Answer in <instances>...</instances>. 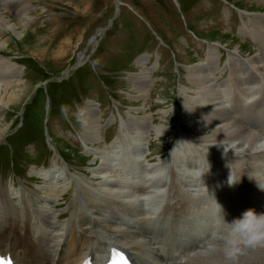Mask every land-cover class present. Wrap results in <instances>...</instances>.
<instances>
[{"label": "bare ground", "instance_id": "1", "mask_svg": "<svg viewBox=\"0 0 264 264\" xmlns=\"http://www.w3.org/2000/svg\"><path fill=\"white\" fill-rule=\"evenodd\" d=\"M28 3L27 0H0V36L7 31L17 37L20 35L17 23H28L31 19L27 12L32 5ZM115 3L117 13L119 0H115ZM241 21L239 31L254 41L255 55L242 57L239 48H236V52L228 51L226 59L222 61L217 45L208 44L202 61L185 66L187 84L186 87L180 84V89L183 95L185 89L192 94L188 92L180 104L187 117L178 119L180 123L192 122L189 127L192 133L207 130V134L194 136L180 130L165 158L157 162L152 159L147 161L142 141L145 136H164L167 131L164 124H155L151 116H146L147 113H121L119 108L118 116L112 115L103 122L102 110L95 108L92 101L86 102L87 105L81 108L83 124L76 130V137L87 152H93L91 154L100 160L91 168L92 178L87 177L90 172H71L66 166L58 171L55 167L58 160L55 163L53 158L51 163H55L54 166L34 171L44 179V185L40 188H27L24 184L17 186L10 182L15 189L11 193L8 186L0 183V246L16 244L29 255L31 264H78L88 255L95 261H102L110 246L122 247L136 259L138 254L144 256L145 264H171V261L165 263L162 257L157 258L160 246L146 230V225L152 224V219L146 216L143 203L152 209L159 206L166 208V216L172 217L173 223L178 224L179 220L184 219L182 217L184 211L188 210L189 202L195 200V189L188 187L210 190L213 186L210 187L209 183L203 185L198 178L201 170H206L204 164L208 170L203 175L211 174V181L221 177L212 176L215 170L224 175L223 171L226 174L238 169L241 176L248 177L247 174L251 173L258 176L256 171L263 169L264 152L260 149L264 148V124H252L260 130V138L258 133L251 130L247 120L241 118L240 114L244 111L240 109L236 112L230 108L241 98L249 100L257 93L264 112V16L247 17L245 20L241 17ZM102 32L101 29L96 31L89 40L90 45L96 42L95 36ZM6 43V39L0 41V45ZM84 57L80 55L78 62H84ZM148 57H139L137 66L141 67L140 71L127 78L132 91L138 93L135 96L143 98L145 102L151 91V72L157 67V62L151 67L147 66ZM21 69L0 54V118L3 113L1 107L18 94ZM166 113L162 111L161 116ZM117 121L115 136L101 147L100 142L105 141L102 131L105 125ZM180 128L184 130L181 125ZM2 131L0 127V137ZM89 143L93 144L92 147ZM230 152L235 156H231ZM134 168L137 169L136 173ZM67 191L70 192L68 197ZM66 197L68 216L61 220L63 216L56 211L58 205L55 202L67 200ZM150 198L155 201L147 203ZM201 205H204L203 201L193 210L194 218L190 224H185L179 235L177 232L173 234L177 243L173 242L176 245L169 259L179 260L177 264H222L221 254H204L202 250L212 234L209 233V221L202 219ZM195 215L200 217L195 219ZM239 264H264V249L250 250L239 258Z\"/></svg>", "mask_w": 264, "mask_h": 264}, {"label": "rangeland", "instance_id": "2", "mask_svg": "<svg viewBox=\"0 0 264 264\" xmlns=\"http://www.w3.org/2000/svg\"><path fill=\"white\" fill-rule=\"evenodd\" d=\"M27 1L32 5L27 12L31 19L28 23H17L20 35L17 37L7 31L0 36V41H7L0 45V54L22 68L18 94L8 106L1 107L0 118L3 128L0 183L8 186L11 193L15 189L10 182L17 186L24 184L27 188L43 186L44 179L34 171L54 166L56 160L58 171L66 166L71 172L79 170L86 174L100 163L76 137V130L83 124L81 108L88 101L102 110L103 122L112 115L118 116L119 108L121 113H147L155 124L167 127L166 136L143 139L146 153L143 157L147 161L165 158L177 139V132L185 131L194 136L207 134V130L192 133L189 128L192 122L180 123L178 119L187 117L180 104L185 96L192 94L185 89L183 95L180 89V84L185 87L187 84L185 66L202 61L208 44L217 45L222 61L228 51L236 48L242 57L255 55L254 41L239 31L241 17L245 20L264 16V0H119L117 13L115 0ZM98 29L103 32L95 36L96 42L90 45L89 40ZM80 55L85 56L82 63L78 62ZM143 55L149 56L148 67L157 62L151 72L153 86L146 102L135 96L138 93L132 91L127 80L130 74L140 71L137 59ZM162 111H167L166 115L161 116ZM247 124L262 138L258 127L252 126L257 123L247 121ZM117 126L118 121L105 125L102 130L105 141L100 142L101 147L112 140ZM92 145L89 143L90 147ZM263 149L260 151L264 152ZM231 152L230 155L235 156ZM53 158L54 164L51 163ZM262 166L264 170V160ZM203 168L208 170L206 164ZM204 172L201 170L198 177ZM249 175L243 177L251 190L261 183L264 185V174ZM87 177L92 178L91 172ZM212 181L216 187L211 184V191L229 194L218 187L216 179ZM188 188L198 190L197 186ZM250 189L244 194L242 191L239 199H248L251 209L264 212L263 204L250 199ZM55 204L58 205L56 211L62 213L61 220H65L68 198Z\"/></svg>", "mask_w": 264, "mask_h": 264}, {"label": "clouds", "instance_id": "3", "mask_svg": "<svg viewBox=\"0 0 264 264\" xmlns=\"http://www.w3.org/2000/svg\"><path fill=\"white\" fill-rule=\"evenodd\" d=\"M229 183L235 181L229 179ZM227 224L226 231L213 233L205 241L204 254L219 253L222 264H239V258L250 250L264 249V212L248 209Z\"/></svg>", "mask_w": 264, "mask_h": 264}, {"label": "snow or ice", "instance_id": "4", "mask_svg": "<svg viewBox=\"0 0 264 264\" xmlns=\"http://www.w3.org/2000/svg\"><path fill=\"white\" fill-rule=\"evenodd\" d=\"M122 259H123V257H122ZM124 264H127V261L126 260H124Z\"/></svg>", "mask_w": 264, "mask_h": 264}]
</instances>
